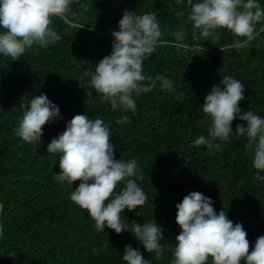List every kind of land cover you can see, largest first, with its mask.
I'll use <instances>...</instances> for the list:
<instances>
[{"label": "trees", "instance_id": "16d2710c", "mask_svg": "<svg viewBox=\"0 0 264 264\" xmlns=\"http://www.w3.org/2000/svg\"><path fill=\"white\" fill-rule=\"evenodd\" d=\"M259 2L264 6V0ZM125 10L155 13L162 35L144 61V72L175 82L174 92L157 86L141 94L134 114L113 111L91 87L87 73L110 55L111 32L118 30ZM179 10L185 15L177 16ZM187 12L176 0H73L70 24L52 20L60 41L30 50L15 62L0 56V264H125L126 245L139 248L151 264H170L180 231L176 205L193 191L210 197L217 213L224 209L228 219L242 224L250 252L264 235V181L256 179L246 139L235 135L236 125L245 122H232L234 134L222 151L213 154L205 145L191 146L208 134L210 120L200 108L224 75L245 85L242 113L251 110L264 117V33L241 49L228 47L243 38L227 29L217 30L218 39L194 40ZM181 30L186 48L175 39ZM41 94L59 107L62 119L46 124L41 140L29 144L15 130L23 116L21 106ZM77 114L111 121L116 158H135L142 168L140 186L147 201L131 212L125 209L121 218L129 230L132 222L154 219L164 229L162 258L148 253L130 232L97 231L89 213L71 202L72 189L54 180L59 161L47 146ZM122 115L129 122L117 124ZM78 184L73 183V190Z\"/></svg>", "mask_w": 264, "mask_h": 264}, {"label": "clouds", "instance_id": "9594fccd", "mask_svg": "<svg viewBox=\"0 0 264 264\" xmlns=\"http://www.w3.org/2000/svg\"><path fill=\"white\" fill-rule=\"evenodd\" d=\"M73 0H0V56L15 62L28 51L46 48L62 39L52 27L58 17L71 23L68 14ZM188 9L187 22L192 25V38L218 39V29H227L234 36L228 47H247L264 33V6L259 0H176ZM177 16H184L179 10ZM260 24L259 29L257 25ZM84 27V26H83ZM82 28V27H81ZM111 32L110 55L87 69L91 87L107 102L113 111L135 113L136 100L143 93L159 87L174 92L175 82L163 75L153 78L144 72V61L156 51L162 35L154 12L137 14L125 10ZM197 32L199 36H197ZM185 33H175L178 47L186 48ZM221 51V50H220ZM245 85L231 75H224L205 96L200 108L210 120L207 136L192 141L193 147L205 145L209 152L222 151L224 143L234 134L232 122L239 120L235 135L246 139L245 151L252 159L256 179L264 181V117L248 110L242 113ZM22 119L15 136L29 144L41 140L46 124L62 119L59 107L46 94L32 96L21 106ZM129 122L128 115L117 118V124ZM246 124V126H245ZM113 131L111 121L99 116L89 118L77 114L67 122L65 130L54 137L47 152L58 157L59 173L54 180L72 189L70 200L86 210L97 231L110 229L116 234L130 232L148 253L162 258L164 229L154 219L131 229L123 222L121 213L145 205L147 195L140 186L143 170L135 158L117 159L110 142ZM57 163V161H56ZM55 163V164H56ZM79 181L73 190V183ZM118 184L123 187L116 191ZM175 222L179 227L170 264H264V235L259 236L251 252L247 233L241 223H233L224 209L217 213L213 201L199 191L185 195L176 205ZM4 213L0 206V215ZM139 215V213H137ZM4 226L0 223V238ZM122 260L125 264H151L139 248L126 245Z\"/></svg>", "mask_w": 264, "mask_h": 264}]
</instances>
